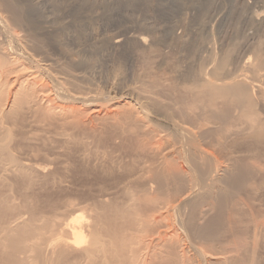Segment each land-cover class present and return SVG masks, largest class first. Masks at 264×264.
Returning <instances> with one entry per match:
<instances>
[{
	"label": "bare ground",
	"instance_id": "obj_1",
	"mask_svg": "<svg viewBox=\"0 0 264 264\" xmlns=\"http://www.w3.org/2000/svg\"><path fill=\"white\" fill-rule=\"evenodd\" d=\"M66 2L67 0H0V176L3 173H14L13 168L17 165L15 156L11 153V131L6 128L7 125L76 129L82 126L79 117L82 118L81 115L86 113V110L74 107L76 100L83 102L90 99L89 103L91 99L96 101V98L101 103V100L108 96L103 93L104 98L98 100L97 94L94 93L95 96L92 94L93 97L88 99V93L84 91L86 95L83 96L81 92L83 95L80 96V90L77 96L69 95V88L77 89L76 80L80 79L78 77L81 74L67 75L68 78L59 80L52 73L50 81L53 79V83L61 92L60 95H54L61 97L62 93L68 94H63L62 101L57 99V102L50 95L57 90L50 93V86L53 84L49 86L45 83L47 80L41 79L43 76L40 78L43 73L30 72L32 67H29L33 64L29 63L28 67L29 57L39 59L40 56L39 62H44L43 67L47 71L56 66L59 69L64 68L58 58L60 55L64 60L74 61L71 54L68 56L70 51L63 52L66 47L61 48L65 41L75 42L77 39L68 35L69 26L64 22L67 16L65 12L75 3L70 8ZM133 4L132 2L130 6ZM79 5L74 8H79ZM257 13L250 14L248 20L252 22V28L255 30L261 29L264 22ZM50 29L66 35L65 41L61 40L62 44L54 40L57 57L53 58H50L49 52L42 47L44 41H38V37L33 35L35 32L39 34V31L47 33ZM157 29L155 28L156 31ZM50 33L52 35V32ZM122 36L123 38L117 37L118 39L113 41L114 47L135 39L124 37V34ZM156 37L154 43L160 44L159 36ZM160 38L163 39L161 36ZM173 38L178 41L180 37ZM145 39L141 37L135 41L148 49L150 54L158 52L151 47L147 48ZM169 40L170 37L167 42ZM190 45L187 46L191 50L193 47ZM212 50H209L213 53L212 57L209 58L210 61L208 59L211 69L205 70L200 62L197 73L194 71L195 74H191V68L187 71L191 72L189 74L184 70L183 74L180 72L181 76L178 78L190 77L188 79H193L192 85L189 83L190 86L186 87L185 81L181 87L183 83L179 81L180 86L177 87L181 88L177 89L176 93L174 88L168 90L167 86H173V83L169 85L168 78H165V85L168 83L166 90L171 92L170 95H179L174 99H170L171 96L170 101L165 99V86H162L165 76L161 79L158 77L163 82L158 85L156 76L144 73L142 78H133L137 82L141 79L142 83L138 82L141 86L132 78V82L122 86L120 93L123 91L129 98L121 102V105L118 104L120 108H116L120 109V113L116 114V111L114 115H117V118L113 116V120L116 124H120V121L127 122L124 124L127 128H123V135L128 142V148H123L124 151L128 149L127 161H111V154V162L108 161L110 163L106 161L99 162L101 166L97 164L102 175L108 174L107 172L110 174L111 171L118 173L117 181L111 186L95 187L90 196L65 190L60 198L47 199L43 213L26 200L27 219L20 218L19 213H15L12 201L0 203V264L261 263L260 250L264 247V40H258L252 49L254 56L253 62L249 61L252 64H247L248 74H219V71L224 72L226 69L227 59L224 55L216 56L215 48L214 52ZM41 68L39 70L36 67L39 71ZM178 70L180 71L177 69V72ZM83 83L79 84L80 89ZM64 85H68V91ZM155 86L164 87L163 100H160L164 95L162 91L161 98L160 93L155 94L159 89H163L157 90ZM151 87L156 91H151ZM89 90L87 89V92ZM100 93L102 96V92ZM104 102L102 103L106 106L108 103ZM109 111L106 112L109 113L107 115H110ZM107 118L104 116L100 122L106 123L112 119ZM112 124L110 123L109 127L114 125ZM103 128L104 126L102 130ZM96 137V142L104 138L97 137V141ZM22 167L21 165V169ZM97 170L99 172V169ZM27 174L29 173H25ZM2 178L0 177V184Z\"/></svg>",
	"mask_w": 264,
	"mask_h": 264
},
{
	"label": "rangeland",
	"instance_id": "obj_2",
	"mask_svg": "<svg viewBox=\"0 0 264 264\" xmlns=\"http://www.w3.org/2000/svg\"><path fill=\"white\" fill-rule=\"evenodd\" d=\"M128 1L127 0H70L69 2V0H67L66 2L67 6L69 3L70 8L73 6V3H75L76 5H79L80 3L79 8L75 9L77 6L74 4V6L71 9H68L72 14L69 13V11L67 10V12H65V15L67 16H65L64 19V22L67 23L66 25L69 26L68 29L70 33L67 31V34L69 33L68 35H72L76 37L77 39L74 38L75 42H72L71 40L65 41L66 35L62 34V32L60 31L59 32L55 30L53 31V29H50L51 31L47 33L42 31L43 34L40 31L38 32L39 34H37V32L33 33V35L35 34L34 36L36 38L38 37L37 39L38 41L41 40L44 41L43 43L45 46L43 45L42 47H44V50L47 53L49 52L48 54L50 55V58L57 57L56 55L57 51H55L56 47L55 44H53L54 40H56V41H60L61 44L63 43V41H65L63 43L64 45H62L61 48H64L65 46L66 48L63 50V52L70 51L68 53V56L69 54H71L70 56H72V60H74L72 62H69L67 60L62 59V56L60 55V57L58 58L61 59L60 64H63L64 68L59 69L56 66L55 67L56 70L54 67H52L53 69L51 68L47 71L43 67L44 62L42 63L39 62L41 61L39 60L40 56H38L39 59L37 57H34V59L36 60L31 59L30 57L28 59L27 62L28 67L30 66L29 63L33 64L29 67L30 69L32 67L31 70L29 69L30 72L35 71L34 73L36 74L43 73L41 74L40 78L43 76L41 79H43L44 81L47 80V82L45 83L46 84L48 83L49 86L53 84V86L51 85L52 88L50 86V93H53L57 89L55 91L57 93L54 92L53 94H50L52 98L55 99V101L59 102L62 99L61 97H63L62 95L65 94L66 92L62 93L61 97L57 96L61 94L60 89L55 83H53L54 82L53 79H51L52 81H50L49 78L52 75L54 76V74L55 76H57L59 80L62 78H68L67 75L70 76L73 74L74 76V74L76 73L75 75L79 76V74H81V76L78 77L80 79L76 80L78 83L77 89L76 88L70 89L68 85L66 86L64 85L66 91H68L67 89L69 88V90L72 92V93L70 92L69 95L74 94L75 96H77L80 94L81 96V94L83 93L84 95L83 94L82 95L85 96L86 93H88V95L90 93L89 96L86 95V97H88L89 99L90 97H93L95 96V94H97L96 97L98 98V100L103 99L106 94H108V96L106 95V98L101 100V103L97 101L96 98L95 100L97 102L94 101V99H91L92 102L90 101L89 103L88 101L90 99L88 101H83V102L81 100H76L77 104L76 103L73 104L74 107H79L80 109L82 108L86 110V113H83L85 114V116L83 114L81 115V117L83 116L82 117L83 119L79 117L80 121L82 122L81 123L82 126L80 125V127L76 129L75 128L61 129L56 127L55 128L54 127L25 128L19 125H18L19 127L16 125H13L14 127L12 125L6 126V128L10 129L11 131L10 149L11 148L13 149V150L11 149V153L13 156H15L14 158L16 159L17 165H15L16 168L15 167L13 168L12 172L14 173H10V172L9 174L3 173L2 176H0L1 178L3 177L2 180L4 181L3 182L1 180L2 182L0 184V197L2 198V200L0 198L1 200L0 203L2 202L6 203V201L9 202L12 201L15 206V213H19L20 218L21 217H23L24 219L28 218L27 217L28 215L26 214L28 210L25 208V206L27 205V204L25 205V203H27L26 200H29L30 204L37 208V211L39 210L41 213H43L44 212L43 209L47 204L46 202L50 200V198L52 199L53 197L54 198L56 197L55 199H57L60 195L62 196L65 190H69L72 193L81 192V194L90 196L93 194V190H94L93 188L98 186L108 187L117 181L119 177L117 175L118 173L115 172L113 173L110 170L111 171L110 174L109 172H107L109 176H107L108 174L102 175L100 171L101 169L99 168V166H101L102 164H98V163L99 162L104 163L106 161L108 162L110 161V157L111 158L113 157L111 161L116 160L114 162H118V163L120 162L125 163V160L127 161L126 158L128 157V149L127 151L123 150V148L124 149L128 148V142L126 141L123 135V133H125V130H123V128L124 127L127 128V126L126 125L124 126V124L127 122L123 123L124 121H120V124H116L113 119L117 118V115L116 116L114 115L116 111H117L116 114L120 113V109L118 110L117 108L118 106L120 108V105L122 104L121 102L129 98V96L126 95V93H123V91L122 93L120 92L121 89L123 88L122 86L128 85V83L132 82L131 78L137 80V78H142L145 74H151V75L153 74L154 76L157 77V79L158 77L159 79H161L163 76H165L162 79L164 83L161 82L162 80L158 79L159 80L158 85H160V83L164 84V85L162 84V86H165V91L167 95L165 98L166 100H169L171 96L174 97L173 98L171 97L170 99H174L177 95L175 94L170 95L171 92H169L168 90L174 88V90H176L177 93L178 92L177 89L184 86V83L187 82L185 85L186 87L190 86V84L193 83L191 82L193 80L192 78H191L192 80H189L190 77H188L189 79L185 78L186 80L184 79V77L178 78L181 76L180 72H182L183 74L184 71L187 72L191 68V70L193 69L192 73L187 72V74L189 73L195 74L196 70L200 69L199 67L201 66V64L202 67L204 66L205 70H207V68L208 70L212 68L209 62L210 61L209 58L212 57L213 53L209 50L212 49L214 50L215 48V52H217L216 56L224 55V57L227 59L226 69L224 70V72L219 71V74H226L231 76L241 73L248 74L247 64H249V66L252 64L249 63V61L253 62L252 59L254 56L252 49L254 48V45L256 46L258 40H264V22L262 24L261 29L258 30L256 29L257 30L256 31L255 28H252V22L248 21L250 20V14L257 12L258 13L256 15H258V17L264 21L263 0H184V1L183 0H149V1L146 0V2L145 0H140V2L139 0L138 2L136 0L133 1L130 0V2ZM127 2L130 8H128ZM132 2L134 4L130 6ZM107 4H109V6ZM105 6L106 9L109 8L110 10L105 9L107 11L105 12L104 10ZM76 11L79 13H76ZM74 12L75 14H73ZM68 13L71 15L70 17L68 16L69 15ZM87 17L88 19H86ZM152 27H154V29ZM155 28H158L157 31L158 30L159 31L157 32ZM253 29L255 31H253ZM161 30L164 32V34ZM50 32H52V35ZM56 34H58V36H56ZM61 34L62 36L63 35L64 36L62 37ZM123 34L124 37L125 36L130 38L132 37V39L133 38L137 39L141 37L144 39L146 38L145 39L146 47L147 48L151 47L152 49H155L154 50L155 52L156 51L158 52H156L155 54L154 52L150 54L149 50L145 49V47H143L140 43L138 44V41H135V39H133L134 41L130 40L119 47L116 46L114 47L113 41H115L117 37L123 38L122 36ZM167 34L170 37L169 42H167V40L169 39V37L167 38ZM157 35L159 36L158 37L159 40H161L160 44L154 43L155 39L157 38L156 37ZM39 36H40V40H39ZM160 36L163 39H161ZM173 36L180 38L179 40L177 38L178 41H176V39H174ZM62 39L63 41H61ZM180 40L181 42H179ZM171 41L174 42L172 43L173 45L175 44V46L172 45ZM50 42L52 43L50 44ZM184 42H186V44ZM182 43L185 45H183ZM188 44L189 45L191 44L190 47L191 48L193 47V49L190 50V48H188L187 46ZM154 46L156 47L158 46V47L156 48ZM152 55L153 56L156 55V57L155 56L153 57ZM75 59H77L78 61ZM153 59H155V61ZM247 59L248 61H246ZM38 62L40 63L39 65ZM67 62H69L68 65ZM147 65H149V67ZM33 67L35 68V70ZM36 67L38 69L42 67L43 69L41 68V71H39L40 69L38 70L36 69ZM177 69H180V71L178 70L177 72ZM44 70L45 72H43ZM146 70L148 71V73ZM170 71L173 73H171ZM46 72L48 73L50 72L49 73L50 75H48V73ZM58 73L62 75H58ZM63 74L66 76L64 77ZM175 74H178L179 76ZM58 76L60 77L63 76V77L59 78ZM171 76H173L174 78L175 76L177 77L174 79ZM84 78H86V80ZM165 78L166 79L168 78L169 85L172 82L173 86L177 84L176 85L177 87L179 85V81L181 84L183 83V85L177 88L175 86L173 87L172 85L167 86L168 83L167 85H165L167 82ZM170 78H172V80H170ZM134 79L133 81L137 85L141 86V84H139L141 82L140 81L141 79L140 80L138 79L139 83ZM187 79L189 82L187 81ZM143 80L145 81V79ZM82 81L85 83H83ZM81 83H83L84 85L82 84L83 87L81 86L80 89L79 84L81 85ZM54 84L56 85V87ZM157 86H155L157 90L159 88H162L163 90L159 89L160 91L158 90V92H156L155 94L158 93L159 95L160 93L159 95L160 98L164 94L162 99L159 98L160 100H163L165 96L164 87L159 86V88H157ZM166 86L168 87V90H166L167 88ZM155 87L153 89H155ZM86 88L88 90L91 88L90 89L91 91L93 89H95V91L100 90L98 91L99 95L98 92L95 91H92L91 93V91L89 90L87 92ZM117 89L119 90L118 91L119 93L117 92ZM58 90L60 93L58 92ZM62 90L63 91L65 90L63 89V86H62ZM74 90L76 91L75 93H73ZM84 91L86 93H84ZM151 91H154L152 90V87H151ZM161 91L163 92L162 95H161ZM100 92H102V96L100 95L101 94ZM112 92H114V94ZM103 93L105 95H103ZM54 94L57 95L55 96ZM102 102L108 104L105 106V104H103ZM86 104H89V106ZM101 104L107 107L108 110H110L109 111L110 115H107L109 114L106 113L108 112L107 108L104 107L103 109V106ZM97 108L99 111L97 110ZM111 108H113L114 110H112ZM91 109L93 111L97 110V112L95 111L90 113L92 111ZM111 110L113 111V113H111L112 112ZM98 112H100L101 114ZM96 113L98 114L97 115L98 118L96 116ZM111 114H113L112 117ZM104 116L105 118L107 117H109V119L112 118L108 120V122H106L108 118L104 119L106 123L104 122L103 123L105 125L102 122H100L103 121ZM113 116L115 117L113 118ZM93 117L95 118L96 121L94 120ZM99 118L102 119L99 120ZM112 120L114 123L111 122ZM107 123L108 125H106ZM110 123L111 124L113 123L115 125L114 126L112 124L114 126V127L112 126L114 129L112 127H109L111 126ZM121 123H123V125ZM103 126H104L103 130L105 132L107 130L106 133L102 130ZM120 126H121L120 128L121 130L119 129ZM117 128L119 130L116 131ZM61 130L64 131L62 132ZM118 131H121L122 133L121 132L118 133ZM93 134L97 135L98 138L100 136L101 138L103 137L104 138L100 141ZM115 134L117 135V137ZM121 136L124 138L122 139ZM95 137L97 141L98 140L100 141V143L99 141L98 142L94 141ZM115 138H117L116 140L118 139L119 140L116 141ZM121 139L124 141H122ZM102 141L103 142L105 141V143H103ZM118 143L124 145L121 146ZM84 144H87V146ZM110 145L112 146L110 147ZM85 153L87 156L85 155ZM101 154L102 155L105 154V155L102 156ZM106 155H108V157L110 155L111 156L108 158ZM104 157L106 159L105 161H104ZM18 164H20V167L18 166ZM21 165L23 166L22 169L24 168L23 170L21 169ZM17 168L20 171H18ZM97 169H99V172ZM25 173H29V174L25 175ZM260 254H261L260 264H264V247L260 250Z\"/></svg>",
	"mask_w": 264,
	"mask_h": 264
}]
</instances>
